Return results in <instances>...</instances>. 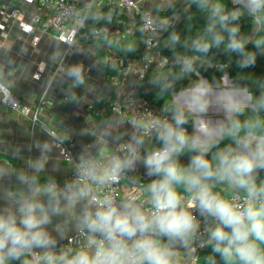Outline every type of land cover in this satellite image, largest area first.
Segmentation results:
<instances>
[{"label":"clouds","instance_id":"9594fccd","mask_svg":"<svg viewBox=\"0 0 264 264\" xmlns=\"http://www.w3.org/2000/svg\"><path fill=\"white\" fill-rule=\"evenodd\" d=\"M233 3L240 7L227 11L220 3L199 0L201 8H211V15L204 33L191 41L190 49L207 55L223 44L224 51L239 56V65L246 68L254 65L256 54L246 50L249 40L236 22L244 10L258 23L264 20V0ZM171 40L176 43L179 37L173 33ZM177 60L181 75L194 72L192 57ZM67 75L74 86L85 83L83 69L78 65ZM160 82V76L153 80L154 84ZM8 87L0 84L5 101L10 96ZM171 87L166 82L161 90ZM212 92L211 84L198 82L188 94L175 97L171 120L151 122L161 142L159 148L142 154L144 139L133 135L123 146V155H113L106 163L83 155L77 179L64 188L55 181L41 185L35 176H18L28 184V192L14 201L16 207L10 205L0 211V264H178L179 248L195 252L193 243L201 229L197 213L214 221L205 229L212 252L207 264H216L215 256L222 264H264V179L257 182L264 171V130L259 134L256 131L264 129L258 115L264 109V93L253 101L247 89L244 94L225 92L217 102L224 109L226 122L213 124L206 119L213 103ZM249 106L256 117L242 122L239 117ZM186 112L194 117L191 134L184 127L189 123ZM225 139L233 144L219 147ZM213 148L217 150L213 152ZM43 151L51 149L45 145L41 157L30 162L33 173L45 168L47 157ZM186 154L191 155L184 165L180 157ZM138 164L144 166L146 176L153 177L144 189L150 195L151 209L137 203L134 196L118 204L111 193L102 199L93 195L92 185L117 184L123 173ZM218 184L227 185L228 191L243 192L242 202L214 192ZM178 187L183 188V193ZM78 204L79 215L75 212ZM65 213L76 221L75 230L87 232L85 247L56 250L57 240L48 226L53 216ZM53 231L64 238V225H54Z\"/></svg>","mask_w":264,"mask_h":264},{"label":"crops","instance_id":"0c3cea01","mask_svg":"<svg viewBox=\"0 0 264 264\" xmlns=\"http://www.w3.org/2000/svg\"><path fill=\"white\" fill-rule=\"evenodd\" d=\"M170 3L166 0H150L147 6L153 8L161 4L168 9ZM0 8L6 13L18 11L15 19L0 14V81L10 86L8 88L27 106L35 107L45 97L40 123L34 130L28 118L0 102L2 211L10 205L16 207L9 200L10 193L22 196L28 192V184L22 183L18 176H35L41 185H45L51 181L61 182L76 167V163L63 158L58 148L48 145L51 151H43L47 157L44 170L33 173L30 162L41 157L42 151L38 148L50 141L47 129L55 131L66 142L75 144L76 153L86 144L91 145V153L102 150L110 154L115 151L122 132L120 121L112 114L109 105L134 84L140 60L125 58L120 45L126 40L119 42L116 35L108 36L98 43L78 41L70 48L44 31L41 23H33V17L40 15V12L30 0H0ZM94 19V23L112 24L116 28L121 25L120 19L105 9H98ZM25 24H31L32 30L24 29ZM77 65L82 67L85 78L81 86H74L67 75ZM122 66L129 68L128 73L118 84L111 83L109 78ZM224 83L222 86L228 87L229 79L226 78ZM208 115L222 118L221 113L217 115L210 112ZM220 187L227 193L240 192L226 190L227 185ZM178 190L182 191L183 188ZM80 211L81 204H78L75 212L79 215ZM58 223L64 225V238L53 231V226ZM75 223L68 213L53 216L48 231L56 238L57 246L77 232ZM13 264L19 262L14 261Z\"/></svg>","mask_w":264,"mask_h":264},{"label":"built area","instance_id":"2783aa9c","mask_svg":"<svg viewBox=\"0 0 264 264\" xmlns=\"http://www.w3.org/2000/svg\"><path fill=\"white\" fill-rule=\"evenodd\" d=\"M149 1L30 0V2L36 4L40 12V15L33 17V23H41L44 31L50 33L54 39L63 42L70 48L78 41L88 44L98 43L108 36L116 35L119 42H124L139 34L142 38V45L145 52L144 56L139 59L140 64L135 71L134 84L120 98L112 101L109 105L112 114L120 121V130L122 132L121 141L113 153L108 154L102 150L91 153L90 144L84 145L76 153L75 144L66 142L55 131L47 129L50 141L46 145L58 148L65 160L76 163L74 170L64 180L61 182L55 181L59 187L64 188L66 183L71 184L77 179V166L81 156L91 155L102 163H106L113 155H123L122 148L130 141L133 135L143 137L144 145L141 148V153L143 154L146 150L145 143L156 139L155 131L151 128V122L155 119L171 120L172 118V113L170 114L162 107L153 105L139 94V86L149 71L161 72L163 70L171 71L175 67L180 68L177 57H185L182 55H164L159 51L161 36L165 32L163 23L170 24L171 21L169 19L164 21L158 18L154 9L147 6ZM230 1L233 8L240 7V5L234 4L233 0ZM98 9H105L112 16L118 17L121 25L116 28L112 24L94 23V19L86 26V18L90 14H94L96 17V11ZM0 14L5 18L15 19L18 16V11L14 10L11 13H6L0 8ZM254 20L257 25H260V22L258 23L255 18ZM32 28L33 26L31 24L24 25V29L26 30H32ZM35 42H37V39ZM196 61H202V59L194 57L193 63ZM128 71L129 68L127 66H122L115 75L109 78L110 82L118 84ZM0 84L3 83L0 81ZM8 91L10 92V96L7 101L4 100V94L0 92V102L6 108L28 118L34 130L40 123L41 107L45 104V97L39 101L38 105L31 107L23 104L11 89L8 88ZM184 127L188 130L186 126ZM44 146L38 149L42 151ZM160 146L161 144L157 148ZM145 172L144 166L138 164L134 170L123 173L117 184L102 187L92 185L95 189L93 195L102 199L105 195L111 193L118 204L126 197L134 196L137 198V203L143 204L145 209H151L150 195L144 189L153 177L146 176ZM213 191L219 192L228 199L239 198L240 202H242L244 196L243 192L227 193L222 188L213 189ZM180 192L183 193V191ZM184 195L187 197L186 193ZM20 197L21 195L10 193L9 200L14 202ZM193 211L195 212V210ZM197 217L201 221V229L193 243L195 252L187 253L183 248H179L178 264H198L201 252L208 246V233L205 229L207 226L214 224V221L211 218L205 220L199 217L198 213ZM86 244L87 232L81 233L77 231L63 240L57 246L56 250L59 251L61 248H72L75 250L85 247Z\"/></svg>","mask_w":264,"mask_h":264},{"label":"trees","instance_id":"16d2710c","mask_svg":"<svg viewBox=\"0 0 264 264\" xmlns=\"http://www.w3.org/2000/svg\"><path fill=\"white\" fill-rule=\"evenodd\" d=\"M212 2L213 4L220 3L225 5L227 11L234 9L230 0H213ZM159 12L161 19L164 21L169 19L171 21L170 24L163 23L165 32L161 36L159 51L164 55L197 57L202 59V61L193 63L194 72L186 75H181L179 67H175L171 71H149L139 86L140 96L155 106L167 109L166 112L171 114L174 107V95L196 85L200 81L197 74L206 78L214 88H221L222 77L228 74L235 84L234 88L247 89L252 94L253 101L264 93V20H261L260 25H257L254 18L248 14L247 10H244L241 19L236 22L241 26V34L247 37L248 40L252 32L257 30L253 41L248 43L246 49L256 54V60L254 65L245 68L239 65V56L235 53H226L224 51L223 44L219 49L212 48L207 55L191 51V41L204 33L211 15L209 6L201 8L199 0H173L168 9L159 10ZM173 33L179 37V41L176 43L171 40ZM257 42H259V47H256ZM186 44L188 47L185 46ZM120 47L124 52L125 58L139 60L145 53L142 38L139 34L127 39ZM158 76L161 77V82L154 84L153 80ZM166 82L171 83L172 87L162 91V85ZM186 115L189 114L186 112ZM258 115L260 121L264 124V109L260 110ZM255 117L256 114L251 111V108H246L244 115L240 116L239 119L243 122L245 119L252 120ZM193 119L194 117L189 115V123L184 125L188 128L189 134L194 130ZM262 130L264 129H256L258 134ZM241 134L243 135V133ZM229 141L230 139H225L220 146L225 143H228L227 145L233 144L232 141ZM160 144L161 142L155 139L146 142L145 147L146 150L150 151L153 148H157ZM263 177L264 171L259 173L257 182L259 183ZM213 189H221V187L218 184ZM210 255H212L211 246L208 245L201 252L198 264H207V258ZM215 260L216 264H222L219 256H215Z\"/></svg>","mask_w":264,"mask_h":264},{"label":"water","instance_id":"95a60500","mask_svg":"<svg viewBox=\"0 0 264 264\" xmlns=\"http://www.w3.org/2000/svg\"><path fill=\"white\" fill-rule=\"evenodd\" d=\"M93 20H94V14H90L85 20V25L88 26ZM256 32H257V30H254L249 38L252 39L253 37H255ZM225 78H229L228 74H225L222 77V84L223 85H225V83H224ZM202 81L208 82V80L206 78H203L201 76L200 82H202ZM229 81H230V85L228 87L223 86V88H213L212 95H224L225 92H227V91H239L241 94H244L245 89L234 88V85H233L232 80L230 78H229ZM192 88H187V89L183 90L181 93L182 94L189 93L192 90ZM175 97L176 96H174V100H175ZM214 107H215V109H217L216 112L223 113V115H225L224 109L220 103H218L217 101H215V102L213 101V103L211 104V109H213ZM248 108H251V106H249ZM213 120H216V122L225 121L224 118L211 119V121H213Z\"/></svg>","mask_w":264,"mask_h":264},{"label":"rangeland","instance_id":"374dc122","mask_svg":"<svg viewBox=\"0 0 264 264\" xmlns=\"http://www.w3.org/2000/svg\"><path fill=\"white\" fill-rule=\"evenodd\" d=\"M172 0H166V2L167 3H170ZM213 0H211V3L213 4V2H212ZM158 6H159V8H158ZM158 6H156V7H153V9H154V12L156 13V15H157V17L158 18H160L161 19V15H160V12H159V10H165L166 8H165V6L164 5H161V4H158ZM254 39V38H253ZM253 39H250L249 40V42L251 43L252 41H253ZM199 76V80L201 79V76L200 75H198ZM231 79V78H230ZM200 82V81H199ZM207 83H209V82H207ZM210 84V83H209ZM233 85H235V84H233ZM195 85H193V86H191L190 88H192V87H194ZM211 86H212V88H214V86L211 84ZM223 87V86H222ZM221 87V88H222ZM177 94H180V93H177ZM176 94V95H177ZM175 95V96H176ZM212 113V114H217L218 115V112H215V111H212V110H209L208 111V113ZM208 113H207V116L206 117H213V118H219L218 116H215V115H208ZM220 115V114H219ZM222 118H224L225 119V116H221ZM225 121H226V119H225ZM213 124H216V123H218V122H216V120H214L213 122H212ZM231 141V140H230ZM229 141V142H230ZM228 144V143H227ZM226 143L225 144H222L220 147L221 148H223L225 145H227ZM217 149H215V148H213L212 149V151L213 152H215ZM189 155H191V154H188V155H185V156H181L180 157V161H181V163L182 164H184V165H187V163H188V159H189ZM183 157H185V159L183 158ZM179 188H181V187H178V189ZM178 191H180V190H178ZM183 191V190H182Z\"/></svg>","mask_w":264,"mask_h":264},{"label":"bare ground","instance_id":"6f19581e","mask_svg":"<svg viewBox=\"0 0 264 264\" xmlns=\"http://www.w3.org/2000/svg\"><path fill=\"white\" fill-rule=\"evenodd\" d=\"M225 79H226V78H225ZM225 79H224V80H225ZM228 79H229V78H228ZM180 94H181V92H180ZM180 94H179V95H180ZM177 95H178V94H177ZM177 95H176V96H177ZM221 96H223V95H212V97H213V101H214V102L217 101L218 98L221 97ZM209 110L216 111L217 109H215V107H214L213 109H211V106H210ZM221 114L223 115V113H221ZM224 116H225V115H224ZM211 122H213V121H211Z\"/></svg>","mask_w":264,"mask_h":264}]
</instances>
